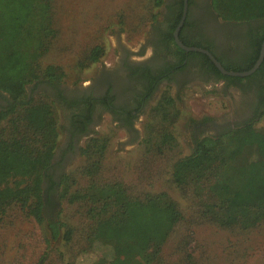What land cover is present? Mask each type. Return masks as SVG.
Returning <instances> with one entry per match:
<instances>
[{
    "label": "trees",
    "instance_id": "16d2710c",
    "mask_svg": "<svg viewBox=\"0 0 264 264\" xmlns=\"http://www.w3.org/2000/svg\"><path fill=\"white\" fill-rule=\"evenodd\" d=\"M209 1L212 10L225 21L264 19V0ZM182 2H176L178 12L165 34L171 41ZM55 3L56 0H0V94L8 96L0 105V217L16 206L41 224L44 202L58 187L57 200L72 206L82 223L76 226L58 217L48 223L51 236L57 238L64 228L63 238L68 242L76 232L84 230L83 237L89 245L96 241L108 245L111 259L92 264H166L163 246L183 222L240 231L260 225L264 221V126H256L253 118L214 134H193L190 152L171 161L170 181L196 204L188 219L166 191H135L134 186L119 180L102 181L99 166L106 149L105 138H88L80 152L89 161L77 170L63 172L58 180L51 178L48 170L62 130L57 107L47 93L34 96L35 88L28 92L26 86L39 78L58 84L64 75L58 66L41 62L57 35ZM160 3L155 0V5ZM263 36L264 27L252 41L251 52L239 61L223 62L208 46L187 43L179 34L185 45L209 50L225 69L234 71L252 67ZM175 47L178 57H198L216 78L228 83L244 81L247 88L255 87L256 95L264 93V58L252 74L229 76L223 75L205 54ZM103 50L101 45H94L85 58L94 62ZM154 109L162 111L159 119H168V123L160 125L155 135L146 133L143 152L161 155L164 149H178L179 142L169 128L179 116L174 96L165 90ZM259 114L264 117V109ZM79 116L74 114V118ZM46 179L49 187H45ZM81 179L85 183L79 186Z\"/></svg>",
    "mask_w": 264,
    "mask_h": 264
},
{
    "label": "rangeland",
    "instance_id": "374dc122",
    "mask_svg": "<svg viewBox=\"0 0 264 264\" xmlns=\"http://www.w3.org/2000/svg\"><path fill=\"white\" fill-rule=\"evenodd\" d=\"M165 2L161 0L155 5V0H56L57 35L41 62L61 68L64 73L61 84L71 86L92 78L102 67L114 66L119 60L120 47L127 48L131 59L137 58L153 28L165 26ZM94 45H101L104 52L96 61L89 62L85 58L86 52ZM244 83L221 80L200 84L189 79L172 88L162 82L158 96L152 98L144 113L139 115L137 127L141 134L134 142L105 115L90 135L81 140L80 148L92 136L107 139L99 166L102 181L119 180L134 186L135 191H166L179 203L188 219L196 204L184 197L170 181V163L190 152L198 124L202 126L197 127V134H214L215 130L207 127L209 123L220 125L238 121L245 110ZM165 90L174 96L179 109L178 118H173L169 128L180 147L164 149L161 155L147 154L142 145L146 133L155 135L160 125L168 123V119H159L163 112L154 109ZM42 92L37 88L33 95ZM57 111L59 124L63 126L64 115L58 107ZM260 117L258 114L253 118L258 127L264 126V117ZM63 140L62 127L58 147ZM80 148L66 160L62 173L77 170L89 161ZM84 183L81 179L79 186ZM56 191L44 202L41 224L25 216L16 206L0 217V264H92L99 259L107 262L111 259V248L99 241L89 245L83 237L84 230L76 232L68 242L63 238L64 228L60 229L57 238H52L48 227L50 221H57L59 217L76 226L82 223L72 206L57 200ZM162 257L166 264H264V221L245 231L222 229L209 223L189 225L183 222L164 244Z\"/></svg>",
    "mask_w": 264,
    "mask_h": 264
},
{
    "label": "flooded vegetation",
    "instance_id": "af4514ba",
    "mask_svg": "<svg viewBox=\"0 0 264 264\" xmlns=\"http://www.w3.org/2000/svg\"><path fill=\"white\" fill-rule=\"evenodd\" d=\"M177 1L166 0L165 26L158 25L153 28L151 35L141 46L137 58L131 59L127 48L120 47L119 60L114 66L102 67L92 78L80 84L71 86L63 85L61 82L50 84L39 78L26 86L27 90L42 89L54 99L64 115L62 126L64 140L56 149L48 170L53 180L59 178L66 160L79 150L81 140L90 135L94 126L99 125L105 115L126 132L130 141L134 142L141 134V130L137 127L139 115L144 113L148 103L158 96L160 83L164 82L173 88L181 86L189 79L200 84L225 80L216 78V75L211 73L198 57L189 55L178 57L175 52L176 43H173L175 41L166 39L167 29L178 12L175 5ZM183 3L184 0L181 15ZM263 27L264 19L225 21L212 10L209 0H187L186 15L178 36L180 34L182 40L187 43L208 46L223 62L239 61L251 52V43ZM168 67L170 70L167 69ZM242 91L245 96V110L241 112L236 123L254 118L257 108V115L264 109V98L261 97L264 93L256 95L255 87L247 88L244 85ZM6 98H8L7 94H0V105L5 104ZM74 114L80 116L74 118ZM236 123L220 125L209 123L207 127L217 132ZM199 126L202 125L198 124L197 127ZM197 127L194 130V137L207 135L197 134ZM192 146L193 143L191 149ZM45 186L49 187V179H46Z\"/></svg>",
    "mask_w": 264,
    "mask_h": 264
},
{
    "label": "water",
    "instance_id": "95a60500",
    "mask_svg": "<svg viewBox=\"0 0 264 264\" xmlns=\"http://www.w3.org/2000/svg\"><path fill=\"white\" fill-rule=\"evenodd\" d=\"M186 8H187V0H184L183 12H182L180 21H179L178 25L176 26V28L173 32L174 41L180 48H182L185 51H194V52H200V53L205 54L210 59V61L215 65V67L223 75L245 77V76L252 74L260 66V64L262 63L263 58H264V36H263V40H262L260 50H259V54H258L256 61L254 62V64L252 65L251 68L244 70V71L227 70L224 68V66L220 63V61L209 50L202 48V47H198V46L185 45L179 39L178 32H179V29H180V27L184 21V18H185Z\"/></svg>",
    "mask_w": 264,
    "mask_h": 264
}]
</instances>
